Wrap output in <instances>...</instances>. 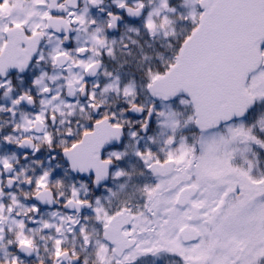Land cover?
Returning a JSON list of instances; mask_svg holds the SVG:
<instances>
[{
  "label": "snow or ice",
  "instance_id": "1",
  "mask_svg": "<svg viewBox=\"0 0 264 264\" xmlns=\"http://www.w3.org/2000/svg\"><path fill=\"white\" fill-rule=\"evenodd\" d=\"M84 2L19 0L24 19L0 11V93L12 102L0 112L43 106L0 135L39 165L0 159V264H264V0ZM141 41L171 55L144 54L127 80L107 70L122 47L144 53ZM33 62L52 74L30 76ZM102 68L106 83L90 88Z\"/></svg>",
  "mask_w": 264,
  "mask_h": 264
},
{
  "label": "flooded vegetation",
  "instance_id": "2",
  "mask_svg": "<svg viewBox=\"0 0 264 264\" xmlns=\"http://www.w3.org/2000/svg\"><path fill=\"white\" fill-rule=\"evenodd\" d=\"M49 3H51V0H48ZM111 4V0H105V7L107 8L108 5ZM85 7V2L84 0H79V8L75 9L76 11L80 12L83 8ZM0 11L3 12V14L8 15L9 13H13L16 16H18L20 19H24V13L20 10L19 7V0L17 4L14 7H9L8 4H5ZM90 18H94L97 21V25H105L107 17L104 13H101L100 11L96 9H92L90 14ZM30 18V14H29ZM183 26V25H182ZM75 27V25L73 26ZM93 27H96L95 25ZM121 32H125L126 29L122 28L120 30ZM56 37H59L60 39L64 38L65 33L60 32V33H54ZM77 36L80 37V43L83 44L84 40L86 39L85 35L81 33H77L75 31L70 33L71 37V42L73 44H76V38ZM117 39L119 36L117 35ZM55 39L51 43L47 39L43 40L40 44V48L43 52L48 53L52 50V48L55 46ZM141 44L145 48V52L141 53L139 47L137 48H120L116 52V59L115 60H106L107 64V70L109 72H112L113 74H118L120 75L123 79L127 80L132 78L138 70V65L143 59V55L147 54L153 57L154 60L158 61V56L157 54L159 53L160 55H163L165 57L170 56L171 52L164 47V42L163 41H158L152 49L147 48V45L143 44V41H141ZM23 46V45H22ZM129 51L132 52V55H128ZM67 67V66H65ZM14 71V70H13ZM29 74L32 77H35L39 75L42 71H47L49 74H52V67L50 65H39L37 66L35 62H33L32 65L29 67ZM59 72L63 76H68V72L64 71L63 69H60ZM86 80L89 84V87L91 88L93 84L100 82L101 85L103 86L104 83H106V79L104 76V69L102 68L100 72L97 74L95 77H86ZM60 83H64L63 81H60ZM14 86L16 89L21 90V89H26L27 85H20L18 82H14ZM99 91V89L97 90ZM65 95H66V90H65ZM16 97L13 96L12 99H15ZM40 99H44V97H40ZM107 102L108 108H111L112 110H119L120 106L122 105L123 101L121 98L115 96V95H109L104 97ZM69 102L75 104L76 99L75 98H69ZM80 102L82 104H86L87 100L84 97H80ZM0 107L4 108H12V102L11 99L3 97L2 93H0ZM43 106L37 102L35 107H31L28 105H24L22 108L16 109V115L13 117L12 112L9 111H3L0 112V135H3L4 133H10L13 131V129L16 127V125L20 124L23 122V118L21 113H26L29 115V119H31L35 114H38ZM107 110V109H106ZM76 119H79L81 122H84V117L83 116H77ZM57 129L60 131L63 130V126L57 125ZM56 130V129H54ZM134 130V129H133ZM108 146L105 145V148ZM24 152H30V149H25V150H20L16 148L15 145H9L8 147L4 146V143L2 140H0V159L4 158H10L15 155L19 157V165L17 166V171L24 169L28 170L29 168H38L39 165L34 163L32 159L29 160H24L23 155ZM52 155H57V153H52ZM107 153H104V158H106ZM51 157L45 153L44 156H41L40 159L43 161V164L45 167H54L56 162H53L52 165L48 164V160ZM127 163L129 165H136L137 169H139V165L137 164V161L133 157H129ZM131 170V169H130ZM77 174L72 173L70 169L68 170V175L64 177V179L68 183L74 182V177H76ZM147 179V178H146ZM18 187H24L23 185H18ZM129 192L132 191L131 188L128 190ZM56 208H45V218H47L46 213L49 211H55Z\"/></svg>",
  "mask_w": 264,
  "mask_h": 264
},
{
  "label": "rangeland",
  "instance_id": "3",
  "mask_svg": "<svg viewBox=\"0 0 264 264\" xmlns=\"http://www.w3.org/2000/svg\"><path fill=\"white\" fill-rule=\"evenodd\" d=\"M168 261L170 262V264H172L173 258L172 257H161V258H158V259L157 258H149L145 262V264H165Z\"/></svg>",
  "mask_w": 264,
  "mask_h": 264
},
{
  "label": "trees",
  "instance_id": "4",
  "mask_svg": "<svg viewBox=\"0 0 264 264\" xmlns=\"http://www.w3.org/2000/svg\"><path fill=\"white\" fill-rule=\"evenodd\" d=\"M261 167H262V168H264V165H262ZM166 263H167V264H170V262H169V261H168V262H166ZM166 263H165V264H166ZM172 264H173V261H172Z\"/></svg>",
  "mask_w": 264,
  "mask_h": 264
}]
</instances>
